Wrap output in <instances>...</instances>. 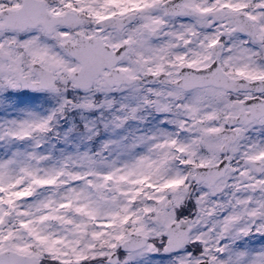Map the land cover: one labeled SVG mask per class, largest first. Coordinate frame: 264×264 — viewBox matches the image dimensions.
Segmentation results:
<instances>
[{
  "label": "snow or ice",
  "instance_id": "1",
  "mask_svg": "<svg viewBox=\"0 0 264 264\" xmlns=\"http://www.w3.org/2000/svg\"><path fill=\"white\" fill-rule=\"evenodd\" d=\"M0 264H264V0H0Z\"/></svg>",
  "mask_w": 264,
  "mask_h": 264
}]
</instances>
